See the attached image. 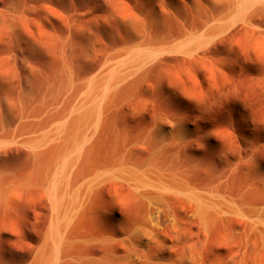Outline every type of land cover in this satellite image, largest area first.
Instances as JSON below:
<instances>
[{
  "label": "bare ground",
  "instance_id": "bare-ground-1",
  "mask_svg": "<svg viewBox=\"0 0 264 264\" xmlns=\"http://www.w3.org/2000/svg\"><path fill=\"white\" fill-rule=\"evenodd\" d=\"M69 2L0 8V213L40 199L0 264H200L226 219L264 264V196L231 174L195 183L179 161L196 131L185 75H221L239 33L264 59V0Z\"/></svg>",
  "mask_w": 264,
  "mask_h": 264
},
{
  "label": "rangeland",
  "instance_id": "rangeland-1",
  "mask_svg": "<svg viewBox=\"0 0 264 264\" xmlns=\"http://www.w3.org/2000/svg\"><path fill=\"white\" fill-rule=\"evenodd\" d=\"M8 5L74 4L69 0H0V8ZM133 5H139L138 0H134ZM227 43L229 48L224 55L225 67L221 75L214 76L200 69L184 77L185 85L192 88L197 99L194 96V101L184 110L185 115L180 116L196 131L186 149L179 153V161L181 169H188H183L188 179L191 177L190 180H196L193 181L195 183H207L214 177L218 178L217 175L231 174V182H237V186L235 182L232 184L236 190L241 187V195H248L249 199L252 196L250 200L257 203L264 196V59L258 55L247 35L239 33ZM152 102L149 101L146 113L152 110ZM142 119L143 116L137 115V126L142 124ZM18 161L16 157L10 165ZM254 197L258 200L255 201ZM38 200V195L16 197L11 204L14 211L0 213V250L6 248L5 238L21 231L30 235L34 233L38 225ZM175 203L173 207L178 210L175 212L185 210L180 202ZM226 220L213 223L209 231L201 236L200 256L203 258L200 257V264H260L262 254L259 249L254 252L257 245L254 247L249 243L248 252L242 249L246 238L243 229L239 230L242 223ZM194 228L192 226L191 229L196 230ZM234 228L240 235H232ZM194 239L199 247L197 238ZM252 253H255L253 258L250 256Z\"/></svg>",
  "mask_w": 264,
  "mask_h": 264
}]
</instances>
